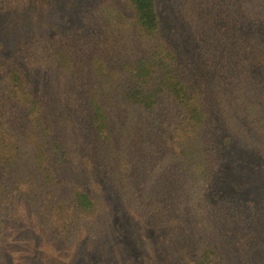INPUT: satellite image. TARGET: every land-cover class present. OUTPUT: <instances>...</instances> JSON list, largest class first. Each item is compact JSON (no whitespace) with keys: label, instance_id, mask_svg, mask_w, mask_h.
Returning <instances> with one entry per match:
<instances>
[{"label":"trees","instance_id":"1","mask_svg":"<svg viewBox=\"0 0 264 264\" xmlns=\"http://www.w3.org/2000/svg\"><path fill=\"white\" fill-rule=\"evenodd\" d=\"M169 2L196 27L222 18L218 73L182 67L157 0H0L15 18L0 34L17 42V60L0 59V264L19 212L68 264H264V36L250 33L264 34V0ZM74 14L86 19L64 22ZM135 222L151 238L131 245Z\"/></svg>","mask_w":264,"mask_h":264},{"label":"rangeland","instance_id":"2","mask_svg":"<svg viewBox=\"0 0 264 264\" xmlns=\"http://www.w3.org/2000/svg\"><path fill=\"white\" fill-rule=\"evenodd\" d=\"M81 1H82L81 8H85L84 10H86V8L94 6V0H81ZM169 1L170 0H157L158 6H159L158 12L164 23L163 24V28H164L163 37L168 43H170L175 48L176 52L181 58L182 67L185 68L187 67V65L190 64L191 67L193 68V71L198 68H201L200 72L204 69L206 73H211V74L213 72L214 74L218 73V71L216 70V65L218 64L219 60H222V57H223L222 51L219 50V46L221 45L220 32L222 30L221 29L222 25L220 24L224 23L222 18L220 16H217V19L219 20L220 24L215 23V24L209 25L208 27H204L202 25H201V28L196 27V25L193 24L192 21L186 17L185 13L180 12V10L178 11L177 7H175V13H173L171 10V5ZM165 12L166 14L163 15ZM209 13L211 12L209 11ZM75 16L76 14H74L70 18L63 19V20L66 23L76 25L79 19L80 20L86 19L84 15H81L79 19L77 17V20H76ZM28 18L30 17L28 16L27 19ZM60 19L61 18H59V20ZM5 22H10V23L15 22V18L9 17V16L8 17L0 16V25H3ZM64 22L62 21L63 24ZM250 33L253 36L260 35L263 39L264 34L260 28L253 27L250 30ZM43 35H45V38L46 36H48L50 39L55 40V41L62 36L60 35V33H55L54 31H50L46 34L43 33ZM7 41L8 40L6 36H4L3 34H0V46L1 45L4 46L3 48L0 47L1 48L0 49V59L17 60L14 58L15 52H16L15 45L17 42L15 44H10ZM18 63L20 62L18 61ZM258 73H259V76H261L264 79V70ZM60 76L64 77V75H62L61 73V70L52 72L51 74H49V76H47L48 77L47 84H46L47 87H48V83L53 82L51 86H49L48 88L50 91V95H52V97L54 98V101L59 100L58 93L61 92L60 82L63 81V77H60ZM43 82L46 83L45 80ZM37 87L38 85L37 83H35V88ZM212 126L216 132L217 144L220 147L219 150H221L222 156L224 158L228 156L231 161H236L235 156H229V153L230 155H234L231 152H234V153H237L240 151L243 152V149L238 146V148L242 149V150H238L233 145H230L231 147V149L229 150L230 152L226 153L223 140L229 136L227 129L223 125H221L216 119H214ZM233 144L236 146V142ZM239 155L242 156V154H239ZM261 157L263 160H260V162H255V164L257 165H259L260 163L264 164V157L263 156ZM230 160H228L229 162L224 163L225 165L223 167L224 172L220 175L223 178L229 177L230 174L233 171H235V168L231 166L233 165V162H231ZM252 174L253 173H251L250 175ZM257 176H259V174H257ZM263 189L264 187L262 186L260 190H263ZM108 191L111 194V201L114 202L115 205L120 206L119 202L117 201V199L115 198L113 194V191L110 189ZM114 216L115 218L117 217V215H114ZM124 216L127 217V220L130 219L128 215H124ZM126 221L122 223V227L124 226V229L128 230L129 226L125 224ZM11 225L12 226L9 232V236H7V239L10 240L9 242L10 249L8 251V263L9 264H44V262L47 264H50L53 258H56V260H58L60 263H63V264L69 263L71 257L73 256V254H70L71 249L62 251V255L60 254L58 255V253L56 252H59V251H54L53 249H51L46 244L47 243L46 240L42 241V239H39L38 237H36L37 233H36V229H34L35 228L34 221L31 217H27L23 212H19L16 218L11 223ZM133 226L136 227L137 231L128 234L129 237H131V235L133 236L132 241L128 239L129 244L135 245V243L137 242L138 240L137 236L139 235L138 230L142 232L141 236H143L144 238H146V236L147 238H151L150 237L151 235L148 231L146 234V232H143L141 230V226L139 223L135 222L133 223ZM125 230H124V234L127 233ZM29 231L31 235L27 236L28 237L27 238L26 233ZM17 238L18 240H26V243H22L21 241L19 244L11 246V239L17 240ZM122 241L126 243L125 240H122ZM100 243H101V240H96L94 243L96 244V246L92 247L93 251H87V252H93L94 254H97V253L99 254L100 251H103L102 248H99ZM37 254H39V257L36 261ZM90 256L92 257L93 255L89 253H86V256L80 255V257H77L74 259V264H87V258H90Z\"/></svg>","mask_w":264,"mask_h":264}]
</instances>
